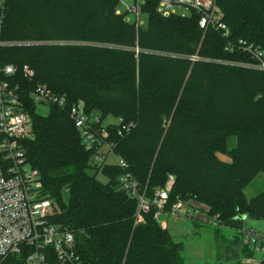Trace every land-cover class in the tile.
Masks as SVG:
<instances>
[{"label": "trees", "instance_id": "obj_1", "mask_svg": "<svg viewBox=\"0 0 264 264\" xmlns=\"http://www.w3.org/2000/svg\"><path fill=\"white\" fill-rule=\"evenodd\" d=\"M216 5L229 37L202 29L196 14L164 16L158 0H145L148 25L139 28L125 11L117 13L120 0H0L2 39L34 42L0 49L2 63L36 71L31 83L20 80L24 86L46 84L70 103L84 100L103 119L135 124L113 136L128 167L98 166L67 110L42 113L27 102L34 122L33 137L23 140L27 160L56 204L52 222L74 233L86 263L185 264L184 245L154 209L137 223L138 202L120 184L125 173L149 197L174 176L168 209L182 199L199 204L195 215L218 216L219 226L241 227L244 215L264 220V192L245 193L264 175V71L222 62H251L241 49H227L240 40L264 51V0ZM196 54L210 60L187 58ZM251 244L243 257H254ZM48 249L49 264H61ZM27 256H0V264H27ZM240 257L227 264H244Z\"/></svg>", "mask_w": 264, "mask_h": 264}, {"label": "built area", "instance_id": "obj_2", "mask_svg": "<svg viewBox=\"0 0 264 264\" xmlns=\"http://www.w3.org/2000/svg\"><path fill=\"white\" fill-rule=\"evenodd\" d=\"M158 1V9L164 16L179 14L187 17L196 14L199 16V25L202 29L206 30L213 26L222 29L226 37L230 36L229 28L221 20L216 0ZM144 3L145 0H120L117 13L125 11L127 19L134 21L139 28L144 24L141 19ZM3 28L4 19L0 16V49L5 45L34 43L5 41L2 39ZM227 49L231 52L241 49L249 54L252 60L222 62L264 71V51L253 43L240 40L237 45L230 43ZM187 58L193 62L210 60L197 54ZM35 77L36 71L28 64L23 66L13 63L4 64L0 60V256L6 258L28 251L27 264H49L51 252L48 248H52L61 264H91L86 263L77 253L74 233L52 222L56 204L54 200L44 196L41 177L27 160L23 140L34 135V122L27 109V102L35 103L37 107L58 106L67 110L82 135L86 149L95 152L94 160L98 166L108 163L107 159L112 155L115 162L110 163L123 168L128 167V164L115 152L116 142L113 136L122 137L129 133L135 124L124 123L122 118L103 119L98 113L88 112L84 100L70 103L66 96L58 94L46 84H37L31 87L32 89H28L20 81L23 79L24 83H31ZM120 184L121 188L138 202L137 223L144 222L145 214L154 209L155 218L166 226V220L162 219L164 214L175 217L185 208V216L192 219L201 215L211 224L219 225L218 216L195 215L194 209L199 206L195 201L188 203L178 199L169 209L167 208L174 176H170L166 187L157 190L152 197L141 190L140 182L130 173L120 177ZM245 234L246 239L255 245V249L264 253V235L254 229L245 231ZM243 263L258 262L254 258H245Z\"/></svg>", "mask_w": 264, "mask_h": 264}, {"label": "rangeland", "instance_id": "obj_3", "mask_svg": "<svg viewBox=\"0 0 264 264\" xmlns=\"http://www.w3.org/2000/svg\"><path fill=\"white\" fill-rule=\"evenodd\" d=\"M141 19L144 21L142 27L148 25V15L142 13ZM42 113L49 111L47 107H38ZM222 159L229 160L227 156L220 155ZM108 162H115L112 155H109ZM92 173H94L92 171ZM98 178L107 183L108 178L102 173L97 174ZM264 192V175H259L248 187L245 193L248 197H254L257 194ZM187 209V206H186ZM184 210L175 217L164 214L162 219L166 220L162 223L163 227H167L171 232L174 240L184 245L182 257L185 264H227L236 262V258L242 257V247L246 244L243 233L252 228L257 229L264 234V220H256L249 218L244 225L239 226H216L211 224L205 218L198 216L189 218L184 215ZM238 239V241L234 240ZM251 249L254 251V245L251 244ZM240 257V259H241ZM254 258L261 260L264 258V253L254 252ZM243 261V260H242Z\"/></svg>", "mask_w": 264, "mask_h": 264}, {"label": "crops", "instance_id": "obj_4", "mask_svg": "<svg viewBox=\"0 0 264 264\" xmlns=\"http://www.w3.org/2000/svg\"><path fill=\"white\" fill-rule=\"evenodd\" d=\"M198 217H200V218H202L203 219V216H201V215H197ZM249 218H247L244 222H246L247 220H248ZM244 225V224H243ZM216 226H219V225H216ZM252 229H254V228H252ZM254 230H256V231H258L257 229H254ZM244 231V230H243ZM259 233H261L260 231H258ZM262 234V233H261ZM262 235H264V234H262ZM234 240H236V241H238V239H236V237H235V239ZM245 240V242H247L248 240L245 238L244 239ZM254 247H255V245H254ZM256 250V249H255ZM257 251V250H256ZM259 252V251H258ZM261 253V252H260ZM246 257H243L242 256V260L243 259H245ZM254 258V257H253ZM255 259V258H254ZM257 262H259L260 260H256ZM243 262V261H242Z\"/></svg>", "mask_w": 264, "mask_h": 264}, {"label": "water", "instance_id": "obj_5", "mask_svg": "<svg viewBox=\"0 0 264 264\" xmlns=\"http://www.w3.org/2000/svg\"><path fill=\"white\" fill-rule=\"evenodd\" d=\"M243 218H244V219H247V216H246V215H244V216H243Z\"/></svg>", "mask_w": 264, "mask_h": 264}]
</instances>
